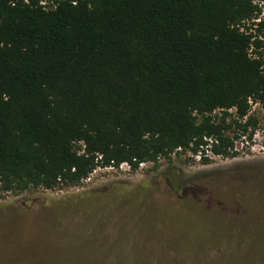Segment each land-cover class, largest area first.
<instances>
[{
	"label": "trees",
	"instance_id": "16d2710c",
	"mask_svg": "<svg viewBox=\"0 0 264 264\" xmlns=\"http://www.w3.org/2000/svg\"><path fill=\"white\" fill-rule=\"evenodd\" d=\"M261 2L0 0V188L237 155L264 109Z\"/></svg>",
	"mask_w": 264,
	"mask_h": 264
},
{
	"label": "rangeland",
	"instance_id": "374dc122",
	"mask_svg": "<svg viewBox=\"0 0 264 264\" xmlns=\"http://www.w3.org/2000/svg\"><path fill=\"white\" fill-rule=\"evenodd\" d=\"M251 111L233 157L178 150L76 185L0 188V264H264V109Z\"/></svg>",
	"mask_w": 264,
	"mask_h": 264
},
{
	"label": "built area",
	"instance_id": "2783aa9c",
	"mask_svg": "<svg viewBox=\"0 0 264 264\" xmlns=\"http://www.w3.org/2000/svg\"><path fill=\"white\" fill-rule=\"evenodd\" d=\"M206 151H208V150H206ZM210 154H212L210 151H208ZM213 155V154H212ZM123 164H126V163H123Z\"/></svg>",
	"mask_w": 264,
	"mask_h": 264
}]
</instances>
